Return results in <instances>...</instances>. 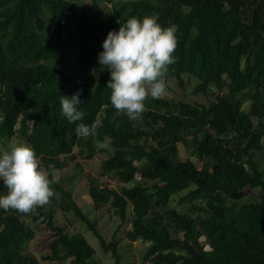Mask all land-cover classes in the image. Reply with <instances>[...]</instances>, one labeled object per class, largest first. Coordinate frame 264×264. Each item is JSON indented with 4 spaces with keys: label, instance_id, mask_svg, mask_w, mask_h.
Returning <instances> with one entry per match:
<instances>
[{
    "label": "trees",
    "instance_id": "1",
    "mask_svg": "<svg viewBox=\"0 0 264 264\" xmlns=\"http://www.w3.org/2000/svg\"><path fill=\"white\" fill-rule=\"evenodd\" d=\"M93 3L0 0V139L23 138L46 169L52 166L51 179L71 161L93 157L97 142L110 138L115 150L102 161L103 172L135 183L117 190L93 182L90 195L131 220L125 236L148 243L144 259L151 264H264V0ZM152 15L163 27H178L167 83L194 77L196 92L213 99L149 97L141 118L130 120L111 104L110 70L98 55L109 31ZM78 93L84 118L70 123L60 99ZM97 120L96 137H77V123ZM180 146L202 165L182 159ZM159 178L162 184L153 183ZM52 187L60 201L52 197L35 213L0 209V264H37L27 243L38 224L52 231L49 258L99 264L83 234L56 224L60 210L85 222L102 250L123 264L119 240L106 241L72 193L58 182Z\"/></svg>",
    "mask_w": 264,
    "mask_h": 264
},
{
    "label": "clouds",
    "instance_id": "2",
    "mask_svg": "<svg viewBox=\"0 0 264 264\" xmlns=\"http://www.w3.org/2000/svg\"><path fill=\"white\" fill-rule=\"evenodd\" d=\"M158 16H135L120 23L118 31H109L98 55L102 68L110 70L107 88L111 90L112 106L138 120L145 111V101L160 99L166 93L168 66L175 63L173 53L178 46L175 24L167 27L158 23ZM79 93L71 98L61 96L62 114L70 123L84 118L80 111ZM97 120L91 125L77 123V137H96L100 125ZM110 138L97 142L100 148H107ZM51 165L41 166L34 148L26 143H17L0 150V180L7 193L0 195V209L19 213H35L38 207L50 203L55 193L52 185L58 178L50 179Z\"/></svg>",
    "mask_w": 264,
    "mask_h": 264
},
{
    "label": "rangeland",
    "instance_id": "3",
    "mask_svg": "<svg viewBox=\"0 0 264 264\" xmlns=\"http://www.w3.org/2000/svg\"><path fill=\"white\" fill-rule=\"evenodd\" d=\"M80 2L94 7L93 0H79ZM107 69V68H104ZM197 79L185 75L183 83L178 80H169L167 83L166 93L163 97L176 101H188L192 103L209 104L213 99L210 92H196ZM212 91V90H211ZM263 141V140H262ZM17 143H26L23 138H17L16 134L9 139H0V150L10 148L11 145ZM115 147L110 145L107 148L96 147L94 156L88 159L77 158L71 161L63 169H56L53 175L58 178L57 182L63 188L69 190L82 211L92 220L96 222L97 229L101 232L106 241H111L115 236L119 240V252L122 256L123 264H151L144 259V254L148 243L141 240L130 241L126 238L125 232L131 229L130 219L123 221L117 216L109 204L97 206L90 195V185L95 182L100 186H109L120 190L121 187L133 186L135 182L123 183L114 174H105L102 169V161L113 154ZM179 156L182 159L191 158L197 161L199 166L202 165L199 159L190 153L183 146H180ZM261 165L264 166V150L260 154ZM41 162V161H40ZM41 166L45 168L41 162ZM140 175H136V180ZM163 179H155L153 183L162 184ZM2 182V180H0ZM53 188V187H52ZM53 198L56 202L61 199L60 193L54 189ZM248 192H258V189L250 187L246 188ZM3 195V194H0ZM50 203L46 205L49 207ZM177 200H173L172 205H176ZM179 207V205H177ZM56 224L62 225L66 233L83 234L89 243L95 249V258L99 264H115V260L111 253H105L99 243L98 238L91 231L88 225L80 220L73 212L60 210L56 217ZM52 237V231L44 225L34 226V236L27 243V251L37 259V264H71L70 258L60 262L59 260L49 258L50 253L49 241Z\"/></svg>",
    "mask_w": 264,
    "mask_h": 264
}]
</instances>
